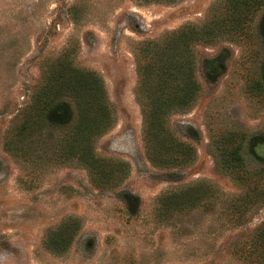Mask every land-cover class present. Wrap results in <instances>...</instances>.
Wrapping results in <instances>:
<instances>
[{"label": "rangeland", "instance_id": "1", "mask_svg": "<svg viewBox=\"0 0 264 264\" xmlns=\"http://www.w3.org/2000/svg\"><path fill=\"white\" fill-rule=\"evenodd\" d=\"M224 4L0 0V264H264V5L247 36L188 44L192 76L178 85L194 80L198 90L188 110L162 116L164 140L189 146L188 162L147 160L136 99L145 43L199 26ZM62 54L104 83L112 124L93 152L113 181L61 153L77 119L63 95L13 137L21 151L5 146ZM230 134L241 162L228 165ZM70 219L73 237L57 245L50 236Z\"/></svg>", "mask_w": 264, "mask_h": 264}, {"label": "trees", "instance_id": "2", "mask_svg": "<svg viewBox=\"0 0 264 264\" xmlns=\"http://www.w3.org/2000/svg\"><path fill=\"white\" fill-rule=\"evenodd\" d=\"M138 1L149 4L154 2L174 3L178 0ZM263 5L264 0H225L223 11L216 14L213 11L215 7L212 8L203 24L184 26L166 34L160 42L145 43L140 53L142 65L137 64L136 99L143 125H145L143 130L145 156L152 165L166 168L188 162L190 159L191 148L179 144L173 138H169L171 143L168 144L164 140L167 135H165L162 126V116L173 111L188 110L198 90V85L194 80L188 81L187 79L186 84L178 85L180 76L185 78L192 76L193 64L190 58L192 56L188 57V54L191 53V50L188 49L189 42L213 39L216 34H226L231 39L243 38L247 36L256 13ZM182 38L186 39L183 41ZM66 59L65 54H62L52 62L49 67L52 71L44 88L35 97L33 104L18 122L16 129L6 138L5 146L10 151H21L16 146L13 137H16V134L21 136L29 133L33 126L39 124L40 119L41 121L45 120L44 118L54 111V98L63 95L74 102L77 119L63 138L64 145H62L61 153L66 157H75L94 175V179L98 178L103 182L106 181L107 176H111L113 181L115 179L114 172L106 170V163L98 161L93 152L96 138L112 124V109L107 99L104 83L97 73L76 68ZM149 73L154 74V86L148 84ZM19 138L16 140L19 141ZM235 138V134L224 138L226 140L223 142L222 154L225 153L223 157L228 165L241 162L240 145L233 144ZM121 165L124 167L126 175L128 164L121 163ZM125 175L119 177L117 182L122 181ZM76 228L77 221L70 219L64 222L55 234L52 233L50 238L55 237L54 241L57 245L60 243L67 245Z\"/></svg>", "mask_w": 264, "mask_h": 264}]
</instances>
